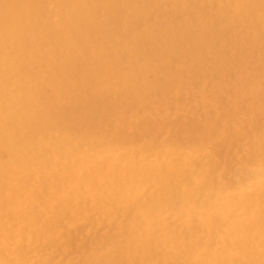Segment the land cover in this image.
Segmentation results:
<instances>
[{
    "label": "bare ground",
    "instance_id": "obj_1",
    "mask_svg": "<svg viewBox=\"0 0 264 264\" xmlns=\"http://www.w3.org/2000/svg\"><path fill=\"white\" fill-rule=\"evenodd\" d=\"M205 1L206 0L198 2H204L205 4ZM263 1L264 0H252V4L249 5L252 9L256 7V9L259 8V10H261L264 6ZM119 2L118 0H113L111 3L107 2V0H61L60 7L74 9L65 13L63 16H58V13L54 12L52 14V19L49 20L44 17L45 7L43 0H0V148L10 157L7 164L0 163V197L2 196L1 193L5 191L1 183L3 181H5V183L7 181L11 182L16 175L19 177V173L22 174L25 168L33 164L31 158L42 161V166L39 170V173L42 174L47 167L57 160L63 159V164H65V159L75 164L77 171L72 172V170H69L68 172H63L64 174L59 177L61 189L59 192L56 191L54 193L58 192V195L56 194L57 197L61 196V194L63 196L65 194L69 195L64 201L69 203L73 208H76L74 209V213L71 214L76 213L77 216L82 218L87 216L88 213L90 216H96L97 219L102 218L103 221L110 222L109 224H112L115 231L112 238L99 239L96 241L97 243L95 242L98 248L97 251H94V254L92 253L93 255L89 257L92 258L93 261H91L92 263L90 264H158L163 260L166 262L168 258H177L178 255L183 256V259H185L191 250L200 253L202 245L214 247L218 246V243L220 247H217L218 249L214 248L213 252L205 253L200 263L197 264H264V182H262L257 195L249 194L245 196L234 195L227 197L226 195L229 194V191L239 190V188H237L236 184L229 181V173L224 171L226 169H218L214 166L215 168H210L205 176L200 177L199 168L201 166H192L190 163H187V155H182L183 151H180L181 154L178 153L179 158L176 160H166L165 163L160 164L159 162L158 164L155 163L156 165H151L148 162L147 155H143V160H141V162L133 161L130 155L126 157L123 156L124 158H121L119 163L115 161L118 164H113L111 160L105 159L104 169H101L95 162L97 159H94L90 155L96 151H92L93 148L91 149V146L89 147V145H86L87 139L84 136V133L87 136L92 134L90 132L91 126H87L88 121L86 120L94 109L97 108V102L95 101L98 93L93 89L97 86H104L108 77H116L124 81L120 83L121 90L115 92L118 95L120 94L119 97H131V99H133L138 93H141L142 100H150L152 96H155L158 98L157 104L162 105L172 100L171 92L184 91V93H188V90H186L187 87H195L199 78L204 79V77L214 78L216 76H224L226 74L225 69L231 67L236 72H233L235 77L229 78L230 87H218V91H220L221 94H227L231 90L234 91L233 99L229 102L232 108H235L240 100H247L252 105L257 104L254 106L258 107V102L264 98V84L261 82L260 78L258 79L257 77L253 79L251 77V75L254 74L253 71L258 69L257 65L259 64H253L252 59L259 58L260 62H264V14L261 13L262 11H259V18L257 19V15L254 16L248 12L249 10H246L243 13L237 12L233 14L228 22L210 23L213 24L211 26L203 25L200 22L194 25V22H190L187 24L184 23V26L177 30H174V25L173 27L170 26L172 24L171 22L169 28L167 30H162L160 34H147L146 40H143L146 42L149 41V44L146 43L144 46H141L140 50L142 54V63L145 65V73L141 80L138 81L134 78V72L131 68H129L128 71L124 70L123 63H125L126 59L120 58L117 60V55L122 54L124 51V41L126 37L134 35V30L139 25V22L136 21L129 24L128 16L117 7V3ZM198 2L195 0H178L176 3L178 6L181 5L183 9H195L201 6ZM229 2L230 5L236 9L245 4V0H229ZM222 7H224V5ZM141 11L143 14L149 13V9L146 8V6ZM184 12L186 13V11ZM258 20L259 22L257 23ZM206 22L209 23V21ZM187 30L188 32L190 31V33L183 37ZM171 33H174L172 35L176 38L181 37L185 53L190 60L189 62L175 60L156 66L155 63H157V60L159 61L158 63H162L165 61L164 58L167 57L163 58L161 55L171 51L173 48V46H171L173 41L169 39ZM236 37L239 38L237 42L235 39ZM260 73L258 74L261 75ZM228 75L226 76L228 77ZM152 77H154V79ZM236 88L238 91H235ZM141 102L142 101L133 102V113L141 108ZM236 119L239 120V118ZM145 120H147V118H145ZM215 127L216 125L214 128ZM214 128L209 124L206 130L211 131ZM129 129H131V127ZM129 129L127 133H130ZM59 131L61 132V141L57 143L59 148L46 151L42 150L43 146L47 143L46 140L49 137L48 135L51 133H58ZM116 131H118V129H116ZM217 131L218 129L215 128L213 134H216ZM158 132L160 131H157V133ZM172 133L175 137L176 134L174 132ZM168 134L170 135V133ZM261 135L263 137V134ZM234 137L232 139H234ZM94 138L96 137L94 136ZM214 138H216V136ZM180 139H182V137ZM90 140H92V138H90ZM114 141L115 143L117 142L124 145L123 147L126 146V143L119 139H115L113 142ZM135 141L133 143H135ZM161 142L163 143L164 140ZM176 142L178 143V141ZM258 142L261 141L258 140ZM153 143H156V141ZM166 143L164 142V144ZM137 144L139 145V143ZM201 144H203V142ZM148 146L146 148H148ZM174 147L172 146L171 148L174 150ZM105 148L107 149V147ZM114 148L111 149V151L114 150ZM183 148H185V146ZM191 148H194V146ZM178 149H182V147L177 148V150ZM151 153L152 151L150 155ZM96 154L97 156L94 157H98L99 152ZM129 154H132V152H129ZM136 154H138V152ZM115 155H112V157ZM168 158H170L169 155ZM135 159L136 158H134V160ZM115 166H119L120 168ZM26 172L30 173L28 171ZM30 174L34 176V172ZM36 174L37 173H35V175ZM214 175L217 176V180L213 183ZM24 178L26 179V177L22 179ZM54 178L55 176H52V181ZM187 179H193L190 187L188 184L184 186V182ZM32 181L33 180L26 182L32 183ZM40 181H37V183ZM22 183L24 182L22 181ZM193 186L195 187L191 188ZM14 188H10V190L4 192L10 194L8 199H0V211L4 213V217L2 216V221L0 222V264H3L2 260H5L6 257L10 255L8 246H13L11 245L13 243L12 239H9L11 234H8V232L15 229L12 225L16 224V220L10 223L12 224L10 225L7 222L10 221L8 219L14 220L17 217V220L20 219L22 222H32L34 218L31 212L24 211L23 213L18 212L19 214H17L16 211L18 207H20V204H22V200L17 199ZM27 188L28 187H25L26 190H28ZM31 188L32 187H30V189ZM16 189L20 188L18 187ZM25 189L24 191L21 190L22 194L25 192ZM84 189L91 193V200L88 198L90 203L96 200L91 208L85 207V205L81 207V205H79L80 201L77 202L80 197V191ZM18 191L17 194H19ZM31 191L33 192V190ZM82 193L84 194V192ZM85 193L87 192L85 191ZM33 194L35 195V193ZM5 195L6 194L3 196ZM24 195L22 196L24 197ZM35 196L34 200L36 198L35 201H37V197ZM81 197L80 199L82 200ZM58 198L60 201L61 197ZM30 199L29 201L31 203ZM49 199L50 198L47 200ZM34 200L32 203H35ZM55 200L54 202L56 204L57 200ZM64 201L62 203H64ZM38 202L36 204H39ZM44 203L46 206L47 203ZM62 203L61 205L64 207ZM40 205L38 206H43ZM21 206L23 207V205ZM45 206L43 208H45ZM35 207L38 210L37 206ZM28 210L30 211V208ZM11 211H13V213ZM68 211H66V213ZM121 214L125 215L127 223H121L119 219V215ZM206 214L207 220L201 224V228L199 227L202 230V235H204V240H202L204 244H201L196 236L194 237L192 234L193 238L188 232L184 237L175 236V227L173 224H181L183 223V218L186 217L187 220H190V218H194V216L198 218L197 221H202L206 217L203 218V216ZM48 215H50V212ZM53 216L56 217V215ZM47 218L49 219V217ZM74 218H76V216ZM82 219L84 220V218ZM85 219L87 220L89 218L86 217ZM76 220L77 219H75V222H78V220ZM192 224L196 223H188L187 227L193 229ZM38 225H40V223ZM42 226L44 227L43 224ZM57 226L59 227V225ZM32 227L33 226H31V228ZM28 228L30 227L28 226ZM29 230L32 232L33 229ZM140 230L145 233L147 232L146 235L142 236L144 233L142 232V234ZM41 232L38 233L41 234ZM139 232L142 235H140ZM34 233L38 235L36 232ZM6 234L10 236L6 237ZM66 234L67 232L65 235ZM23 235L21 234L24 238ZM21 236L19 237L21 238ZM48 238L47 240L49 242L51 238ZM37 239L39 238L37 237ZM65 240L64 238V241ZM39 241L38 243H40ZM90 241L89 244H92V241ZM106 245L112 246V249L107 253L106 251L103 253L102 251L104 249L102 248ZM53 246L55 247L56 244ZM41 248H43V246H41ZM107 248L105 249L107 250ZM166 249H168L166 251L167 254H165ZM61 256H65V254ZM11 258L13 259V257ZM11 258L8 260H11ZM50 258L51 257L48 258L49 261ZM54 258L55 256L53 259ZM101 258L103 262H101ZM48 259L46 261H48ZM23 260H20V263ZM34 260L36 262V259ZM52 262H54V260ZM174 262L176 263L177 261Z\"/></svg>",
    "mask_w": 264,
    "mask_h": 264
},
{
    "label": "rangeland",
    "instance_id": "obj_2",
    "mask_svg": "<svg viewBox=\"0 0 264 264\" xmlns=\"http://www.w3.org/2000/svg\"><path fill=\"white\" fill-rule=\"evenodd\" d=\"M114 1H117V0H114ZM118 1H120V2L117 3V7L119 8L120 11H122L124 14H126L128 16L129 24L134 23L135 21L139 22V25L134 30V35H129L128 37H126V40L124 41L125 47H124L123 53L117 55V60L120 58L126 59L125 63H123L124 70L128 71V69L131 68L134 72L133 73L134 78H136L138 81L141 80L142 76L145 73V71H144L145 65L142 63L143 62L142 61V54H141L140 50H141V46H144L146 43L149 44V41H147V42L144 41V40H146L147 34H151V33H152V35H155L156 33L160 34L162 30H167L169 28V24H171V22H172V24L170 26L173 27V25H174V30H177V29L182 28L184 26L183 25L184 23L187 24L190 22H192V23L194 22V25H196V24H198V22H200L206 26H211V25L219 23V22L220 23L228 22L229 19L233 16V14H235L237 12L243 13L246 10H249L248 12L253 14L254 16L257 15V19L259 18L258 17L259 11L260 12L262 11L261 13L264 14V6H263V8H261V10H259V8L256 9V7L254 9H252L250 7L249 4H252L251 3L252 0H248V1L245 0V4L241 5L242 7L239 6L238 7L239 9L238 8L236 9L233 6H231L229 0H221V1L220 0H217V1L211 0L212 3L210 0H206L205 4H204V2L199 3L203 0H201V1L195 0L196 2L199 1L198 2L199 5L202 6V7L198 6L195 9H191V8H188V9L184 8L183 9V7H181V5H179V6L177 5L176 2H178V0H118ZM172 1H175V2H172ZM43 2H44V7H45L44 17L49 19V20L52 19V14L54 12H57L58 16H63V15H65V13L74 9V8L60 7L61 6L60 5L61 0H43ZM107 2L111 3V2H113V0H107ZM226 3H228V4H226ZM221 5L222 6L224 5V7H222ZM225 5H226V7H225ZM127 6H128V8H127ZM145 6H146V8L149 9L148 14H143L141 11ZM173 7H174V9H173ZM199 7L202 9H200ZM229 9H231V10H229ZM130 10L132 11V13ZM164 10H166V11H164ZM197 10H199V11H197ZM200 10H201V12H200ZM129 11H130V13H129ZM184 11H186L187 15ZM187 11H189V12H187ZM208 11H210V12H208ZM253 11H254V13H253ZM229 13H230V16H229ZM200 15H201V17H200ZM136 16H137V18H136ZM199 17H200V19H199ZM184 18H186V19H184ZM216 18H218V19H216ZM133 19H134V21H133ZM181 19H182V21H181ZM260 19H262V18H260ZM206 21H209V23H207ZM155 22H157V23H155ZM258 22H259V20L257 21V23ZM162 23H164V24H162ZM210 23H213V24H210ZM153 27L154 28L156 27L155 30ZM189 33H190V31L188 32V30H187L185 32V35H183V37L187 36ZM172 34H174V33H171L169 39L171 41H173L171 43L172 44L171 46H173V48L171 51H169L165 54L163 53L161 55V57H163V58L166 56L167 57L164 58L165 61L162 63L161 62L158 63L159 61L157 60V63H155L156 66L157 65H163L166 62H172L175 60H179V61H183V62H189L190 58H188V55L185 53L181 37L176 38ZM142 35H143V37H142ZM235 39L237 42V40L239 38L236 37ZM168 43L170 44L169 41H168ZM253 59H252L253 64H255V63H257V64L259 63V64L257 65L258 69L253 71L254 74L252 73L253 75H251V77L253 79H256L257 77H258V79L260 78L261 82L264 84V81H263L264 80V67H263L264 62H260L259 58H253ZM257 59H258V61H257ZM250 64H252V63H250ZM250 64H247V65H250ZM260 67H261V69H260ZM234 71H235L234 69L229 67V68L225 69L226 74L224 76H219V77L216 76L214 78L204 77V79L199 78L195 87L194 86L193 87H190V86L187 87L186 90H188V93H184V91H176V92L173 91V92H171L172 100L170 102H168L167 104H162V105L157 104L158 98L155 96H152L150 98V100H148V99L142 100V96H141L142 94L141 93H138L133 99H131V97H129V98L119 97L120 94L118 95L115 92L121 90V88H120L121 84L120 83L124 82V81H121L119 78H116V77H108L105 81L104 86H102V85L97 86L93 89V90L97 91V93H98L96 101H95V102H97L96 103L97 108L94 109L92 114L86 120V121H88L87 126H89V125L91 126L90 132L92 133L89 136H87L84 133V136L87 139L86 145H89V147L91 146L90 148L91 149L93 148L92 151H96V152H93V154H90L91 157H93L94 159H97V160H95L97 166H100L101 169H104V163L106 160H111V162L113 164H115L116 162L119 163L121 158H124V157L130 155V157L133 159V161L141 162V160H143V155H147L146 157H147L148 162L151 165H156L159 162H160V164L165 163L166 160L167 161L176 160L177 158H179L178 153H180V151L181 152L183 151L182 155H184V156L187 155V160H186L187 163H190L192 166H194V165L201 166L199 168L200 177L205 176V174L209 171V169L213 168L214 166L218 169H226L224 171L229 173V181L232 182L233 184H236L237 188H239V190L229 191V194L226 195L227 197L228 196L229 197L234 196V195H236V196H245V195H249V194L257 195L259 193L258 191L260 189V186L262 185V182H264V139H263L264 138V106H263L264 98L258 102V104H259L258 107L254 106L257 104L252 105L247 100L246 101L240 100L239 103L237 104V106L235 108H232L230 106L229 102H231L233 99L234 91L231 90L227 94H225V93L221 94V92L218 91V87L219 88L230 87L229 78L235 77V75H233ZM260 71H261V73H260ZM255 73H256V75H255ZM258 73H260L261 75H259ZM226 75H228V77ZM220 77H221V79H220ZM152 78L154 79V77H152ZM235 91H238V89L236 88ZM137 101H142L141 102V108L137 112L133 113L132 112V108H133L132 104H133V102H137ZM115 109H116V111H115ZM129 114H130V116H129ZM144 114H146V115H144ZM98 115H100V116H98ZM133 117H135V118H133ZM249 117H250V119H249ZM132 118L137 120V121L133 120ZM145 118H147V120H145ZM236 118H239V120ZM160 119H162V120H160ZM118 124H119V126H118ZM151 124H152V126H151ZM209 124H211L213 128L216 125L215 128L218 129L216 134H213V131L215 128L212 129L211 131L206 130V127ZM227 124H229V125H227ZM134 125H135V127H134ZM228 126H229V129H228ZM130 127H131V129H129ZM126 128L129 129L130 133L129 132L127 133L128 129H126ZM164 128H165V130H164ZM221 128H223V129H221ZM94 129H96V130H94ZM116 129H118V131H116ZM220 129H221V131H220ZM230 129H232V130H230ZM235 129H237V130H235ZM140 130H141V132H140ZM156 130L160 131V132L157 133ZM100 131H102V132H100ZM112 131H113L114 136L116 138L113 136ZM132 131L134 132V134ZM172 132H174L176 134L175 137H174ZM225 132H227V133H225ZM60 133L61 132L59 131L58 133L49 134L48 135L49 137L46 140L47 143L45 146H43L42 150L46 151V150H50V149H54V148H59L57 143H59V141H61V134ZM131 133L133 134V136ZM168 133H170V135ZM124 134H126V135H124ZM151 134H152V136H151ZM261 134H263V137ZM110 135H112V136H110ZM234 135H235V137H234ZM94 136L96 138H94ZM102 136H103V138H102ZM131 136H132V139H131ZM215 136H216V138H214ZM127 137H128V139H127ZM181 137H182V139H180ZM233 137H234V139H232ZM90 138H92V140H90ZM115 139H119V140L123 141L124 143H126V146L123 147L124 145H121L120 143H117V142L115 143V141L113 142V140H115ZM170 139L172 140V142ZM256 139H258L261 142H258V140H256ZM111 140H112V142H111ZM149 140H150V143H149ZM162 140H164L165 143L168 142L166 144L169 145V149H168V145L164 144V142L163 143L161 142ZM99 141H101V142H99ZM134 141H135V143H133ZM151 141H152V143H151ZM154 141H156V143H153ZM157 141H158V143H157ZM176 141H178V143ZM180 141H181V143H180ZM130 142H131V145H130ZM202 142H203V144H201ZM137 143H139V145L141 147L144 146L145 148L144 147L141 148ZM101 144H103V145H101ZM179 144H180V146H179ZM188 144L190 147L188 146ZM190 144L192 146H194V148H191L192 146ZM107 145H110V146H107ZM174 145H175V147H174ZM114 146H115V148H114ZM147 146H148V148H146ZM162 146H163V148H162ZM170 146L171 147L173 146L174 150ZM184 146H185V148H183ZM105 147H107V149ZM165 147H167V148H165ZM181 147L183 150L182 149L177 150V148H181ZM113 148H114V150L111 151V149H113ZM135 148H137V149H135ZM124 149H125V151H124ZM146 149H148V150H146ZM154 149H156V150H154ZM102 150H104V151H102ZM136 150H138V151H136ZM118 151L121 153L122 157ZM151 151H152V153L150 155ZM97 152H99L98 157H94V156H97V154H96ZM100 152H101V154H100ZM110 152H111V154H110ZM129 152H132V154H129ZM137 152H138V154H136ZM29 153H32V152H29ZM104 153H105V155H104ZM109 155H110V157H109ZM112 155H115V156L112 157ZM140 155H142V156H140ZM168 155L170 156V158H168ZM154 157H156V158H154ZM9 158L10 157H8V154L5 151H3V149L1 150V148H0V163L1 164H7L10 160ZM134 158H136V159L134 160ZM153 158L155 159V161ZM31 161L33 162V164L28 166L27 167L28 169L25 168L23 170L24 173L23 172H22V174L19 173L20 178L18 177V175H16L13 177L14 181L11 180L12 183L10 181H7L6 183H5V181H3L1 183V185H3V187H4V190H5L4 192H7V190H10V188H14L15 185L17 186V187L15 186L14 192H16L17 199L22 200V204H20V207H18V209L16 211L17 214H19L18 212L23 213L25 211V212H29V213L31 212L32 216H34L33 219L31 218L32 222H29V221L22 222L20 219L17 220V217L14 220L8 219V220H10V221H7L9 224L13 223V221H15V220H16V224H15V222H14L15 225L10 224V225L14 226V228H15L14 230H11L8 232V234H11V236L9 235L10 236L9 237L8 234H6L7 235L6 237H9L10 240L12 239L13 243L11 245H13V246H8V251H10L9 252L10 255L8 257H6V259H5L6 261L2 260L3 264H15V263L16 264H56V263L57 264H59V263L60 264H69V262H70V264L71 263L72 264H74V263L75 264H83V263L84 264H90V263H92L93 262L92 258H89V257H91L94 254V251L95 252L97 251L98 247H97L96 241L99 239L112 238L114 236L113 234H115V231L112 227V224H109L110 222L108 223L105 220L103 221L102 218L97 219V217L94 215L90 216V214H88V213H87V216L82 217V218H84V220L81 217L77 216L76 213L71 214V213H74V209H76V208H73L69 203L64 201L66 197H69L68 194H65L64 196L61 194V196H58V197H61V199L59 201V198L57 197V195H58L57 193L61 189L60 188L61 183L59 181V177H61L64 174L63 172H65V171L68 172L69 170H72V172H76L77 169L75 168L76 167L75 164H73L70 161L65 160V159H64L65 164H63V159H60V160H57L56 162H54L49 167H47L46 170L44 171V173L42 174V173H39L40 172L39 170L42 166V161L38 160V159H33V158H31ZM118 163H116V164H118ZM194 163H196V164H194ZM102 164H103V166H102ZM64 165L66 166V168ZM115 167L120 168L119 166H115ZM54 170H57L58 173H57V171H54ZM26 171H28L30 173L34 172V176L32 175L33 176L32 177L31 174L27 173ZM51 172H53V173H51ZM35 173H37V174L35 175ZM50 175L55 176L53 181H52V176H50ZM46 176H47V178H46ZM23 177H26V179L25 178L22 179ZM44 177H45V179H44ZM17 179H18V181H17ZM30 180H33L32 183H27ZM192 180L193 179H191V180L187 179L184 182V186L186 184H188V186L190 187ZM216 180H217V176L214 175L213 176V183ZM22 181L26 185L24 183H22ZM37 181H40V182L37 183ZM55 182H57V183H55ZM51 185H53V186H51ZM45 186L49 190H47L45 188ZM18 187L20 189H16ZM21 187H22V189H21ZM25 187H28L27 188L28 190H26ZM30 187H32V188L30 189ZM194 187L195 186H193L191 188H194ZM40 188H43V189H40ZM24 189H25V192L22 194V191H24ZM31 190H33V192ZM17 191L19 192V194H17ZM56 191H58V192L54 193ZM85 191L87 193H85ZM4 192L1 193L2 196L0 197V199L3 198V200H6V199H8V196H10V194L4 193ZM82 192H84V194ZM33 193H35L36 196ZM43 193H45L46 195ZM4 194H6V195L3 196ZM24 194L27 196H25ZM79 194H80V197L82 196L81 197L82 200L79 197L77 202L80 201L79 205H81V207L84 205H85V207H88V208L93 207L96 200L91 201L93 203H90L91 193L88 190H86V189L81 190ZM22 195H24V197ZM52 195H53V197H52ZM86 195H87V197H86ZM6 196H7V198H6ZM34 196L37 197V201H35L36 198L34 200ZM44 196H45V201H44ZM47 197L50 198L51 201H50V199L47 200L48 199ZM29 199L31 200V203H30ZM32 199L34 200L35 203H32L33 202ZM38 200H39V202H38ZM54 200L57 202L56 204H55ZM63 201H64V203H62ZM83 201H85V202H83ZM24 202H26V203H24ZM37 202L39 204H36ZM44 202L47 203L46 206H45ZM49 202H51L52 204ZM61 203L64 204V207L61 205ZM21 205H23V207ZM38 205H40V206L43 205V206L39 207ZM35 206H37L38 210L36 209ZM44 206H45V208H43ZM32 207H33V209H32ZM21 208H23V209H21ZM27 208L28 209L30 208V211ZM53 208H54V210H53ZM66 211H68V212L66 213ZM11 212L13 213V211H11ZM49 212H50V215H48ZM58 213H59V215H58ZM64 213H65V216H64ZM45 214H47V215H45ZM53 215H56V217ZM0 216H1L0 217V222H1L2 216L4 217V213L2 211H0ZM73 216L74 217L76 216V218H74ZM47 217H49V219ZM60 217H61V220H60ZM86 217L89 219L86 220L85 219ZM36 218H37V220H36ZM203 218H204V220L197 221L198 218L196 216H194V218H190V220L189 219L187 220V218L185 217V218H183L184 220H183V223H181V224H177L173 220V222L175 223V225L173 224V226L175 227L174 228L175 236L184 237L185 235H187L189 233V234H191L192 237H193V235H194V237L196 236L200 240L201 244H204L202 241V240H204V237H203L204 235H202V232H201L202 230L200 228H201V224H203L207 220V214L204 215ZM42 219H43V221H42ZM75 219H77L78 222H75ZM119 219H120L121 223H123V224L127 223L125 215H122V214L119 215ZM33 220H34V222H33ZM114 221H117V220L115 219ZM35 222H36V224H35ZM38 222L40 223L41 226L38 225L39 224ZM69 222L72 224V226ZM185 222L187 224L191 223V222L196 223V224H192L193 229H189ZM42 224L44 225V227L42 226ZM107 224L110 226H108ZM184 224H185V226H184ZM48 225L49 226L52 225V226H50L51 228ZM57 225H59V227ZM222 225H223V223H222ZM28 226L30 228H28ZM31 226H33V227L31 228ZM91 227H93V228H91ZM36 228H39V229H36ZM67 228H68V230H67ZM29 229H31V230L33 229L32 232ZM180 229L182 230L183 233L181 232ZM23 230H24V232H23ZM189 230H191V231H189ZM51 231L53 234L51 233ZM57 231H58V233H57ZM140 231H141V233L142 232L144 233V234L142 233L143 234L142 235L139 232V234L142 236H145L147 233V232L145 233L142 230H140ZM192 231H193V233H192ZM34 232H36V234H38V235H35ZM38 232H41V234ZM66 232H67V234L65 235ZM60 233H61V235H60ZM21 234L22 235L24 234L23 235L24 238L21 236ZM26 234H27V236H26ZM49 234H51V235H49ZM15 235H17V236L19 235V236H21V238L19 236L18 237L15 236ZM34 235L37 236L39 239H37V237H35ZM197 235H199V236H197ZM66 237H68V238H66ZM32 238H34V239H32ZM47 238L48 239L51 238L49 240L50 243L48 242ZM56 238H58V239H56ZM64 238L67 241L66 240L64 241ZM35 239H36V241H35ZM55 239L57 240L58 243L59 242L60 243L58 244ZM27 240H28V242H27ZM45 240H47V241L44 242ZM54 240L56 243L54 242ZM20 241L22 242V245H21ZM38 241L41 244L38 243ZM62 241H64V242H62ZM89 241L92 244H89ZM14 242H16V243H14ZM29 242H30V244H29ZM93 242H94L95 246L93 245ZM63 243L65 244V246ZM18 244H19V246H18ZM54 244H56L55 247L53 246ZM66 244H69L70 246L66 245ZM20 245H21V248H20ZM25 245H27V246H25ZM58 245H59V247H58ZM87 245H88V247H87ZM41 246H43V248H41ZM60 246H62V247H60ZM17 247H18V249H17ZM29 247H31L32 249ZM107 247H109V248H107ZM217 247H220L219 243H218V246H214V247L210 246V245H208V246L202 245L201 249H200V253L199 252H193V250H191L187 254V257L185 259H183V256L178 255L177 258H173V259L168 258L167 260L165 259L166 262H164V260H163V261H161V263L159 262L158 264H173V263L174 264H197V263H200L203 255L205 253L213 252L214 248L218 249ZM38 248H40L41 250ZM105 248H107V250ZM56 249H57V251H56ZM60 249H62V250H60ZM102 249H104L102 251L103 253L105 251L107 253V252L111 251L112 246L106 245ZM11 250H12V252H11ZM167 250L168 249H166L165 252ZM201 251H202V254H201ZM25 252H27V253H25ZM41 252H42V254H41ZM43 252H45V253H43ZM59 253H60V255H59ZM53 254H57V255H53ZM64 254H65V256H61ZM83 254H85V255H83ZM109 254H107V255H109ZM165 254H167V252ZM192 254L194 255V257ZM82 255L85 257H83ZM199 255H201V256H199ZM16 256H17V259H16ZM52 256L53 257L55 256V258L53 259ZM11 257H13V259ZM49 257H51L50 261L48 259ZM10 258L12 261L8 260ZM34 259H36V262ZM47 259H48V261H46ZM74 259H75V262H74ZM20 260H23V261H21V263H20ZM53 260H54V262H52ZM59 260H60V262H59ZM45 261H46V263H45ZM63 261H64V263H63ZM174 261H177V262L175 263ZM101 262H103L102 258H101Z\"/></svg>",
    "mask_w": 264,
    "mask_h": 264
}]
</instances>
